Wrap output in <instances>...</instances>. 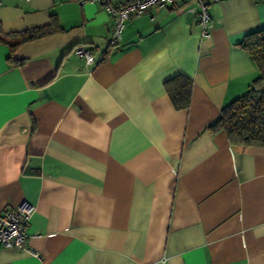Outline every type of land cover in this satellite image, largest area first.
<instances>
[{"label":"crops","instance_id":"crops-1","mask_svg":"<svg viewBox=\"0 0 264 264\" xmlns=\"http://www.w3.org/2000/svg\"><path fill=\"white\" fill-rule=\"evenodd\" d=\"M195 11H191V9ZM152 6L108 42L96 0H1L0 213L33 215L0 264H264V147L208 126L258 75L243 37L264 28V0ZM82 44L95 59L74 52ZM191 80L176 109L165 82Z\"/></svg>","mask_w":264,"mask_h":264},{"label":"trees","instance_id":"trees-1","mask_svg":"<svg viewBox=\"0 0 264 264\" xmlns=\"http://www.w3.org/2000/svg\"><path fill=\"white\" fill-rule=\"evenodd\" d=\"M57 30V27L46 25L21 32L5 33L0 27V42L5 43L10 52H13L20 44ZM239 45L250 54L258 69V75L246 91L221 109L220 116L208 128L212 132L223 130L233 144L264 147V28L247 33ZM165 88L176 109L189 105L191 80L176 76L165 82Z\"/></svg>","mask_w":264,"mask_h":264},{"label":"built area","instance_id":"built-area-1","mask_svg":"<svg viewBox=\"0 0 264 264\" xmlns=\"http://www.w3.org/2000/svg\"><path fill=\"white\" fill-rule=\"evenodd\" d=\"M1 1V0H0ZM102 4L112 19V29L109 33L110 45L117 44L124 31L126 22L131 17L145 14L152 6L171 4L174 0H96ZM197 3L198 20L201 25V37L209 38L212 20L208 11L211 3L219 0H195ZM195 11V9H191ZM74 52L84 57L86 64H94L91 52L82 44L74 47ZM34 208L27 202H22L11 210L0 213V247H23L28 238V225Z\"/></svg>","mask_w":264,"mask_h":264}]
</instances>
